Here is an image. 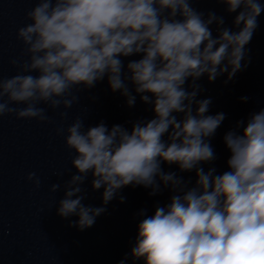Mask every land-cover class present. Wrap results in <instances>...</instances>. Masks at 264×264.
<instances>
[{
  "label": "clouds",
  "instance_id": "obj_1",
  "mask_svg": "<svg viewBox=\"0 0 264 264\" xmlns=\"http://www.w3.org/2000/svg\"><path fill=\"white\" fill-rule=\"evenodd\" d=\"M196 2L37 0L26 13L30 23L17 29L24 48L10 64L19 71L7 78L0 74V119L14 114L51 123L49 109H70L79 99L73 89H91L105 77L129 107L136 102L129 83L143 103L153 106L154 118L137 120L131 131L103 121L85 129L79 116L57 130L66 133L77 170L63 185L50 188L63 187L57 215L78 217L69 227L90 228L106 211L83 203L89 173L92 189L103 188V205L128 185L151 188L149 194L156 195L162 183L173 193L154 215L138 213L143 219L134 246L119 264L129 255L143 264H264V109L237 121L224 135L230 170L216 174L214 167L205 171L200 165L216 159L210 138L226 115L208 114L211 98L197 99L201 77L213 82L227 73V83L248 67L246 45L259 27L264 4L214 0L226 5L228 14L236 13L234 31L225 26L224 16L194 8ZM137 54L141 58L125 68L121 57ZM162 163L176 164L181 172L195 170L194 186L175 172H164ZM27 179L39 188L36 173ZM119 199L123 203L125 197Z\"/></svg>",
  "mask_w": 264,
  "mask_h": 264
}]
</instances>
